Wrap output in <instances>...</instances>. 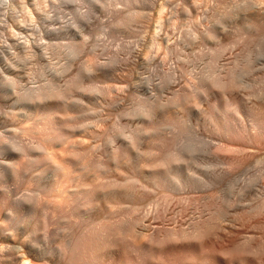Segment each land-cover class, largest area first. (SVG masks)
<instances>
[{
    "label": "bare ground",
    "instance_id": "1",
    "mask_svg": "<svg viewBox=\"0 0 264 264\" xmlns=\"http://www.w3.org/2000/svg\"><path fill=\"white\" fill-rule=\"evenodd\" d=\"M95 5L100 7L102 3L95 0ZM246 5L242 7L240 38L264 27V11L250 10ZM126 14L132 16L130 11ZM121 21L114 22L113 27H120L125 20ZM207 37L212 38L211 33ZM226 49V45L211 49L214 63ZM261 52L264 47L256 50L245 46L238 68L244 74L250 73ZM85 67L65 88L43 83L20 95L33 110L62 111L56 116L63 128L60 134L43 142L44 145H13V182L24 186L27 192L12 199L9 192L12 180L0 174V232L27 235L29 245L33 246L32 234L45 230L49 218L62 211L64 252L50 254L70 264H264V221L255 220L264 210V190L258 189L264 170L238 180L227 169L205 174L204 163L196 157L197 153L195 156L189 150L176 153L165 149L167 139L161 131V119H154L153 104L149 101L141 100L143 103L128 111L129 115L139 117L138 125L130 133L116 127L113 135L108 130L98 131L84 121L71 124L74 119L67 111L81 108L82 103L78 97H70L69 91L89 95L99 91L96 86L81 84L82 77L87 76ZM234 75L233 70L218 68L203 78L192 97L212 105L215 128L223 136V142L215 145L220 152L235 149L245 152L264 143V96L246 76L237 81ZM13 84L9 77L0 82L2 96ZM170 111L167 114L174 116ZM236 120L240 123L236 124ZM98 137L107 143L100 152L94 143ZM117 137L120 140L115 143ZM192 148L194 154L197 147ZM175 194L186 200L203 199L204 207L210 210L192 220L188 227H156L148 223L146 218L154 211L146 206L159 199L166 201ZM8 204H12V211L5 210ZM236 222L257 232L238 238V232L233 230ZM14 246L11 252L0 250V264L48 261L47 252L38 257L30 251L15 256Z\"/></svg>",
    "mask_w": 264,
    "mask_h": 264
},
{
    "label": "rangeland",
    "instance_id": "2",
    "mask_svg": "<svg viewBox=\"0 0 264 264\" xmlns=\"http://www.w3.org/2000/svg\"><path fill=\"white\" fill-rule=\"evenodd\" d=\"M100 1L102 5L98 7L95 0H0V82L9 77L14 83L7 94L2 96L0 92V174L12 180L9 181L10 197H20L27 192L24 186L13 182V145L42 144L60 134L63 128L57 120L62 111L33 110L20 95L43 83L65 88L84 66L87 76L82 77L81 84L96 86L99 91L91 95L69 91L70 97H78L82 103L81 108L67 111L74 119L71 124L84 121L98 131L108 130L113 135L116 127L130 133L138 125L139 117L129 115L128 111L143 103L141 100L149 101L153 104L154 119H161V131L167 139L165 149L197 153L195 156L204 163L205 174L227 169L238 180L264 170V143L249 147L245 152L216 151L215 145L223 142V136L215 128L213 107L207 100L192 98L203 78L211 76L218 68L233 70L237 81L246 76L264 96V52L258 54L256 66L250 73L244 74L237 66L245 46L256 50L264 47V27L243 38L238 31L242 7L247 4L250 10L264 11V0ZM129 11L132 16L127 17ZM120 20H125V24L115 29L113 23ZM208 33L212 38L208 39ZM216 45H226L227 49L214 63L211 49ZM234 92L238 94L237 89ZM170 110L174 116L167 114ZM239 123L236 120V124ZM94 143L97 152L107 147L100 137ZM194 146L197 150L194 148L193 154L190 148ZM182 154L188 155L187 152ZM233 157L238 162L231 160ZM230 160L235 163L231 164ZM259 188L264 190V178ZM203 201L182 199L180 194L166 201L159 199L146 206L154 211L146 221L156 227H188L192 220L209 212ZM10 205L5 207L8 212L12 211ZM61 212L49 218L45 230L32 234L33 246L29 245L27 235L10 236L1 231L0 250L11 252L15 244V256L29 251L36 257L48 253V261L37 262L70 264L50 254L64 252ZM255 220L264 221V210ZM233 230L238 232V238L257 232L252 227H242L239 222ZM21 262L16 264H23Z\"/></svg>",
    "mask_w": 264,
    "mask_h": 264
}]
</instances>
